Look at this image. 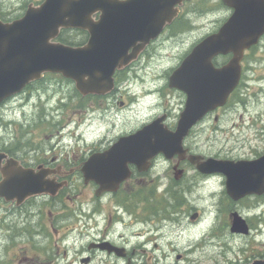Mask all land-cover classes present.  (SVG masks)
Returning a JSON list of instances; mask_svg holds the SVG:
<instances>
[{
  "label": "water",
  "instance_id": "95a60500",
  "mask_svg": "<svg viewBox=\"0 0 264 264\" xmlns=\"http://www.w3.org/2000/svg\"><path fill=\"white\" fill-rule=\"evenodd\" d=\"M182 1L45 0L39 7L30 6L21 19L11 23L0 20V105L47 73L73 81L83 97L110 93L115 87L116 71L130 66L159 37L174 19L173 6ZM225 2L232 6V0ZM95 14H100L97 21ZM71 29L87 31L88 42L73 47L56 41L62 30ZM263 32L264 25L253 24L248 10L237 9L219 33L198 44L170 78V87L188 96L177 130L170 131L163 118L121 137L108 152L84 165L85 183L96 182L98 194L116 191L130 178V164L143 171L158 154L169 159L176 155L185 157V137L207 113L228 102L241 79L244 50ZM228 53L235 57L225 67L216 69L214 57ZM3 158L0 155V164ZM202 159L190 157L203 173H223L227 192L235 201L264 194V155L238 162ZM14 164L8 162L3 169L0 166V197L7 201L17 200L19 205L31 196L55 195L64 186L45 180V173L35 174ZM230 217L233 233H249L246 220L238 213Z\"/></svg>",
  "mask_w": 264,
  "mask_h": 264
},
{
  "label": "flooded vegetation",
  "instance_id": "af4514ba",
  "mask_svg": "<svg viewBox=\"0 0 264 264\" xmlns=\"http://www.w3.org/2000/svg\"><path fill=\"white\" fill-rule=\"evenodd\" d=\"M44 1L24 0L21 6L23 11H26L30 5L39 6ZM244 4L250 9L251 20L252 16L259 22L264 20V0H234V8L226 6L223 0H185L174 7L178 9V15L166 32L183 21L188 24V29L180 33L182 35L193 33L189 26L196 27V22H202L203 30L208 26H214L200 39L203 40L218 32L223 24L220 20L215 23L217 10L225 9L228 15L234 13L236 7L241 8ZM200 11L203 13H198ZM98 17L99 15H96L95 19ZM232 57V54L218 56L214 58L213 64L216 68H221ZM253 64L264 65V33L254 45L245 50L241 63L240 85L232 92L225 107L229 106L243 86L244 74L247 70H252ZM131 69L132 67L130 71ZM115 80L118 81V73ZM168 87L170 92L177 94L180 99L178 115L172 118L170 112L166 110L148 123L165 116L167 128L175 131L188 96L181 90L170 88L169 84ZM111 96L116 97V93ZM6 106L7 104H3L0 110ZM223 108L207 114L193 126L184 140L185 157L176 155L169 159L163 154H158L150 160L147 170L140 171L135 166H130L132 173L129 180L123 182L116 191L100 194L96 182L85 183L82 169L91 158L108 152L115 142L106 143L104 138L92 142L88 147L68 148L62 145L63 137L60 132L50 135L46 132L43 123L47 121L46 118L42 119L43 116L34 118L38 120L28 127L23 123L10 122L9 125L14 128L12 137L0 138V154L6 155L1 168H5L8 161H13L17 163V167L32 170L35 174L45 173V180L56 185L64 182L66 184L55 195L32 196L20 205L17 201L8 202L0 198V231L7 232L0 234L1 243L6 244L8 237L24 243L18 257L21 264H200V261L186 260L179 252L175 259L172 257L177 251V246L173 240L169 241L167 226L174 220L171 218L174 214L172 210L177 206V212H180L187 203V195L196 188H203L204 191V187H207L214 178L222 177L221 173L206 174L200 171L198 165L190 161V156H201L204 159L206 157L186 147L185 141L195 131L203 130L207 119ZM218 119L216 114V123ZM173 120L176 122L171 124L170 121ZM1 125L4 126V123ZM34 127L37 128V132L30 130ZM54 128L56 129V126ZM47 139L51 140L50 145L45 142ZM78 183H82V187ZM162 187L164 189L160 191ZM85 188L89 189L87 196H83ZM201 190L198 189L197 192ZM223 197L229 203L234 202L226 191ZM253 198L263 200L264 196ZM159 210L164 212L159 214ZM231 213L228 215V227L232 233ZM189 216L195 223L202 220L199 212L193 214L190 212ZM244 218L248 222L250 233L247 235L232 233L233 235L249 236L253 230H259L253 219L251 221L250 217ZM20 228L23 229V233L16 234V229ZM218 230L220 236L222 229ZM5 249H9V252L11 250L10 247ZM192 252L190 251L188 255ZM255 261L264 262V255H258L254 259L236 262L226 260L220 263L253 264Z\"/></svg>",
  "mask_w": 264,
  "mask_h": 264
},
{
  "label": "rangeland",
  "instance_id": "374dc122",
  "mask_svg": "<svg viewBox=\"0 0 264 264\" xmlns=\"http://www.w3.org/2000/svg\"><path fill=\"white\" fill-rule=\"evenodd\" d=\"M23 1L0 0V18L11 21L23 15ZM215 15V23L219 20L223 23L227 16L224 9L217 10ZM196 24L193 33L178 36L188 29V24L183 21L155 41L127 72L129 81L119 85L115 102L113 98L83 99L71 81L59 75H46L0 110V138L12 137L14 128L10 122L23 123L28 127L38 120L34 118L43 116L42 119L47 121L43 123L46 132L49 135L60 132L64 147H88L104 138L106 143H113L120 136L135 133L166 109L172 118L176 117L180 111V99L170 92L168 79L187 51L214 27L208 26L203 30L202 22ZM171 36L178 37L169 39ZM64 37L75 44L85 39L79 32H68ZM152 87L163 88L164 94L144 97L147 89ZM216 114L219 117L217 123ZM170 122L172 124L176 120ZM203 127L185 141V146L206 158L252 160L264 153V65L253 64L252 70H247L243 86L229 106L210 116ZM30 130L37 132L36 127ZM50 141L47 139L45 142L50 145ZM225 181L223 175L214 178L204 191L196 188L187 195V203L180 212H177V206L172 210L171 218L174 220L168 224L167 230L169 241L173 240L177 246L172 255L174 259L179 252L190 262L221 264L226 260L236 262L264 255V199L252 197L229 203L223 197ZM78 185L82 187V183ZM198 189L202 190L197 192ZM87 195L89 189L85 188L83 196ZM168 211L171 210L168 208ZM234 211L250 217L251 221L253 219L259 230H253L249 236L233 235L228 227V215ZM162 212L159 210V214ZM190 212H199L202 220L192 222L188 217ZM219 228L222 229L220 236ZM3 232L6 231H0V234ZM22 233V228L16 229V234ZM1 242L0 262L21 264L18 257L24 243L10 237L6 244ZM5 247H10V252ZM190 251L193 252L188 255Z\"/></svg>",
  "mask_w": 264,
  "mask_h": 264
},
{
  "label": "trees",
  "instance_id": "16d2710c",
  "mask_svg": "<svg viewBox=\"0 0 264 264\" xmlns=\"http://www.w3.org/2000/svg\"><path fill=\"white\" fill-rule=\"evenodd\" d=\"M68 33V31H63L62 34L59 36L58 40L64 44H67V45H80V44H75L73 42H70L68 41L64 36L65 34Z\"/></svg>",
  "mask_w": 264,
  "mask_h": 264
}]
</instances>
